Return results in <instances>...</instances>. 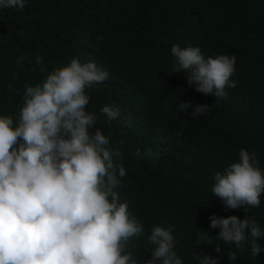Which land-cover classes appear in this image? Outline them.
Here are the masks:
<instances>
[{
    "label": "trees",
    "instance_id": "obj_1",
    "mask_svg": "<svg viewBox=\"0 0 264 264\" xmlns=\"http://www.w3.org/2000/svg\"><path fill=\"white\" fill-rule=\"evenodd\" d=\"M173 44L199 47L205 58L235 56V86L223 98L197 92L187 70L173 71ZM72 58L109 73L85 88V110L95 117L90 132L99 129L119 151L118 202L143 225L124 251L144 264L155 247L151 229L160 226L172 229L182 264L215 257V244L218 264H264V251L253 256L247 241L241 249L225 244L208 219L246 216L264 229V192L258 206L237 209L211 194L214 174L236 162L241 148L264 171V0H28L22 10L0 8V115L15 124L25 86L42 84ZM106 105L120 116L108 120L100 112ZM197 105L208 111L193 115ZM257 244L264 249V236Z\"/></svg>",
    "mask_w": 264,
    "mask_h": 264
},
{
    "label": "clouds",
    "instance_id": "obj_2",
    "mask_svg": "<svg viewBox=\"0 0 264 264\" xmlns=\"http://www.w3.org/2000/svg\"><path fill=\"white\" fill-rule=\"evenodd\" d=\"M27 2L0 0V8L22 10ZM170 52L173 71L187 70L186 82L197 92L223 98L225 87L235 86L230 80L235 56L205 58L199 47L177 44ZM23 59L18 57L17 64ZM36 63H41L40 56ZM108 76L95 62L72 58L42 84L25 86L15 124L12 117L0 115V264H137L124 251V242L140 234L143 225L129 217L127 204L118 202L113 191L125 175L119 151L107 147L99 129L90 132L95 117L85 110L90 99L85 88ZM190 106L186 102L179 109ZM207 111V105H197L192 114ZM100 112L108 120L120 116L115 105ZM213 181L211 194L227 209L260 204L264 171L243 148L238 160L216 172ZM208 219L209 227L219 230L218 240L236 249L247 241L253 256L264 251L257 244L264 229L255 220L215 214ZM148 240L155 247L144 264H182L173 250L171 228L154 226ZM215 245L217 255H202L200 264H218L222 251ZM227 254L235 258L234 252Z\"/></svg>",
    "mask_w": 264,
    "mask_h": 264
}]
</instances>
